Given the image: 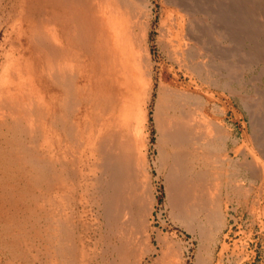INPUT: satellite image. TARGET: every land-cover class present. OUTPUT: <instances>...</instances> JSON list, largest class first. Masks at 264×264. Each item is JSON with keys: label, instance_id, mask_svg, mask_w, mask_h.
<instances>
[{"label": "rangeland", "instance_id": "1", "mask_svg": "<svg viewBox=\"0 0 264 264\" xmlns=\"http://www.w3.org/2000/svg\"><path fill=\"white\" fill-rule=\"evenodd\" d=\"M41 4L0 0V70ZM110 5L119 24L112 98L96 97L95 73L90 87L76 79L87 69L83 54L72 85L96 97L91 121L114 116L103 138L122 177L137 178L121 182L129 200L118 205L121 224L101 227L100 186L111 180L97 158L77 162L71 144L39 222L23 214L0 222V264H264V0ZM181 131L188 145L171 146Z\"/></svg>", "mask_w": 264, "mask_h": 264}, {"label": "bare ground", "instance_id": "2", "mask_svg": "<svg viewBox=\"0 0 264 264\" xmlns=\"http://www.w3.org/2000/svg\"><path fill=\"white\" fill-rule=\"evenodd\" d=\"M41 1L40 9L44 10L38 11L42 17L35 23L32 20V29L20 33L24 42L18 45L19 51L11 62L0 70V222L20 214L27 216L33 226L39 222L38 211L45 210L56 185L61 184L67 167L65 156L72 144L79 149L77 162L84 157L97 158V168L102 166L111 180L107 187L101 184V205H96L101 227L110 231L121 224L122 210L118 205L125 198L121 199L119 190L122 180L129 176L122 177L116 169L114 155L111 157L106 143L108 137L103 138L112 128L114 116L112 123L91 118L96 97L103 101L112 98L108 87L115 77L118 13H113L110 0ZM79 54L85 55L88 63L76 79L90 87L95 73L101 82L96 89L100 96L95 99L82 96L80 88H73ZM111 111L115 114V103ZM173 179L168 181L175 187ZM75 183L78 190L79 179ZM180 187V193H185L186 189ZM128 190L133 191L130 187ZM65 211H60V219L71 226L65 216L69 210ZM104 235L101 231L102 240Z\"/></svg>", "mask_w": 264, "mask_h": 264}, {"label": "crops", "instance_id": "3", "mask_svg": "<svg viewBox=\"0 0 264 264\" xmlns=\"http://www.w3.org/2000/svg\"><path fill=\"white\" fill-rule=\"evenodd\" d=\"M179 133V132H178ZM187 134V133H186ZM186 134H184V132L183 131H181V133H179L178 135L176 134L175 136H176V138H173L172 139V143H170L171 144V146H176V147H185V146H187L188 145V143H189V139H184V138H187L185 135ZM180 140V141H179ZM128 151L127 152H129V149H127ZM172 173H173V169H171V170H169V174H171L172 175ZM171 175H169L168 176V178L170 179V178H172V176ZM129 179H137V178H135V177H128ZM128 178H124V179H128ZM174 178V177H173Z\"/></svg>", "mask_w": 264, "mask_h": 264}]
</instances>
